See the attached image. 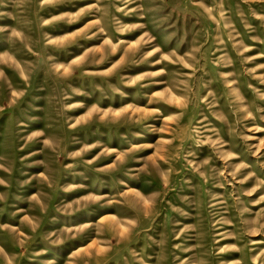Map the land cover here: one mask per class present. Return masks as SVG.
<instances>
[{
  "label": "rangeland",
  "instance_id": "rangeland-1",
  "mask_svg": "<svg viewBox=\"0 0 264 264\" xmlns=\"http://www.w3.org/2000/svg\"><path fill=\"white\" fill-rule=\"evenodd\" d=\"M0 264H264V0H0Z\"/></svg>",
  "mask_w": 264,
  "mask_h": 264
}]
</instances>
